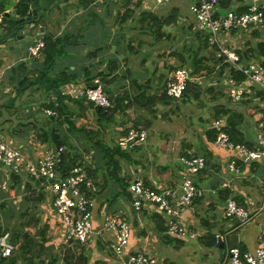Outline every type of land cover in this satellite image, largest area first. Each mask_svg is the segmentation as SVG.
<instances>
[{"label":"crops","instance_id":"0c3cea01","mask_svg":"<svg viewBox=\"0 0 264 264\" xmlns=\"http://www.w3.org/2000/svg\"><path fill=\"white\" fill-rule=\"evenodd\" d=\"M100 1L103 2L104 0ZM108 1L111 2V7H109ZM254 2L264 6V0H255ZM236 3L239 4L237 1ZM70 4L72 5V2ZM95 6H98L96 0L86 10L76 8L77 10L72 16L74 19L69 18L68 23L65 25L54 20L55 24H59V30H56L55 25L53 27L49 23V17L51 16L52 18L53 11L46 14L48 25L45 29L44 37L47 34H53L55 36L70 35L77 42L67 45L64 55L66 57L73 56V52L82 54L79 60L69 57L71 60L64 61L61 56L60 62L55 66L58 71L73 67L71 69L72 72L80 77L79 83H71L68 85H86L84 75H80L82 71L86 72L89 69V76L94 77L97 75L101 76L103 73L109 75L108 70L115 69V72L107 76V78L110 80L109 85L113 89H116L114 88L116 82L124 79L125 74L121 73L123 68H121L118 62L119 55L122 53L114 51L113 45L114 47H121V45L125 44L127 37V46L123 48V50H127V53L123 52V54H127V87H124L125 93L127 92L128 97L133 100L139 94L137 84L146 86L149 83H151V86L146 89L148 95L158 96L160 93H163L169 73L165 76L163 71L160 73V68L163 70L169 69L170 72V68H168L170 67V63L168 60L163 62L165 60L163 53L157 55L161 63L159 61L157 68H155L154 76L156 78L157 74L159 75L156 78L159 84L154 88L152 86L151 74L148 76L147 74L145 75V71H149L146 69L147 59L145 57L138 58L137 54L132 53L134 46L146 48L152 45V41L149 37L143 35L145 31H140L139 41L137 44H133L132 33L134 26L139 22L146 23L147 27L156 28L158 24L153 21L154 18L159 20V24H162V22L169 24L164 18L158 17L156 13L158 11H165L159 13L162 15L168 14V8H171L173 5L171 4L168 7L166 6V8L157 9L154 4L151 10L145 9L146 7L142 8L141 5L142 9L137 10L132 18L127 19V22H123L125 10L120 8L121 6H119L117 0H106L101 4L100 9L94 8ZM67 8L71 7L67 6ZM67 8L62 7L60 11L63 13ZM174 10L178 12L177 9L173 8L170 13H173ZM149 11H152L154 16L148 15ZM222 11L227 12L226 9H222L221 13ZM137 13L140 15L138 18ZM177 15L179 16V12ZM66 16L68 17L67 14H65ZM99 17H102L100 21L98 19ZM179 20L180 18L178 17V22ZM71 23L73 24L70 25ZM116 24H118V28ZM64 28L65 30L63 31ZM140 30L144 29L141 27ZM107 31L118 36V39L114 37L115 40L113 39L112 42H109L112 45H109V43L106 45L102 41ZM39 34L38 29L29 28L24 39L19 40V42L31 41L28 46V49H30L33 42H43V39L36 40ZM19 35H23V33ZM166 35L170 37L160 38L159 35L157 39H172L170 34ZM93 39H95L94 44H96V47L87 49L88 47L86 46L88 43L86 42H92ZM197 39L200 45L205 44V41L199 36ZM262 43H264V33L261 35L259 30L243 29L234 31L226 46L233 47L237 54L240 52L246 56V59L242 58L244 65L254 63L252 60L255 58H262L263 62H261L262 64L259 63V65L264 66V53H262L263 49L260 48ZM0 48L6 51V44L0 46ZM19 48L20 46H18ZM172 48L170 54L176 51V48ZM148 49L141 50L142 54L145 55L148 53ZM208 50L212 55L208 63L210 69H203L199 73L193 74L194 81L192 83L198 84L202 92L201 98L199 100L196 99L198 102L194 107L196 113L191 120L188 116L189 112L190 114L193 112V108L188 110L187 113H183L184 118L178 117L183 122L176 120L175 135L171 137L166 145L159 147L161 154H155L154 150L150 149V146L145 147V144L139 146L137 151L129 153V160L122 161L121 171L115 174L113 170H109L106 165L104 166L105 153H99L95 149L96 145L91 143V141L89 142V138L84 132L71 133L65 125L63 127L59 126L61 131L65 133L66 138L69 139L72 148H79L80 154L81 150L86 152L87 157L80 158L84 165L90 167L92 171H97L96 176H90L88 173L97 189V193L91 195L93 202L92 222L95 234L90 246L84 247L77 242H73L70 245L64 244L66 228L53 206V196L49 184L23 175L17 176L18 179L17 177H11L8 192H4L0 187V240L4 239L13 247L12 256L18 254L20 256L19 261L20 263L23 262V264H52L56 256L59 261L57 264H66L65 260L67 259L71 261V264L80 262L82 259H84L86 264H130V259L134 255L145 253L157 257L159 260L158 264H226L228 250L230 249L229 242L233 234L239 236V242L236 246L240 249L242 248L244 251H254L261 246L264 242V211L260 213V208L262 206L264 207V160L243 162L242 157L237 152L216 147L215 142L212 141L214 134L213 132L209 134L208 131L218 133L214 129V124L217 120L222 121L221 125L225 131L227 126L232 124L238 133L234 141L245 144L251 149H256L258 134L262 131L264 132V90L256 86H250L245 82V78H237L235 73H231L234 71L233 68H227L228 70L221 75V69L223 67L226 68L227 64L223 60L221 63H218L217 50L210 44L208 45ZM8 54L10 55V53ZM203 55H207L206 51L200 54V56ZM13 58L15 57L13 56ZM32 58V61L26 62L30 58L26 60L24 57H21L18 59L20 61L18 63L25 62L28 66H31L32 62L35 65L36 61L40 63L43 61L42 55ZM15 62L13 65L7 64L5 68L7 71L8 69L10 70L9 80L12 75V68L18 65ZM91 64L92 66H89ZM3 70L0 67V71L4 73ZM191 71L193 73V68ZM138 74H142V76L136 77ZM230 76H234L242 83L241 87L244 95L241 100L237 101L230 95L231 88L228 86ZM101 77H98L96 80L102 79ZM201 77L207 78L205 85L211 95V100L207 101L209 104L204 98L203 86L199 83ZM9 82L12 86L17 84V82L12 84L13 81ZM0 87L3 88L4 85H0ZM149 92L151 93L149 94ZM3 94L5 97L1 96L0 98V109L2 108L1 104L4 105V99L6 98L14 100L27 98L29 95H34L37 98L47 96L45 91L38 90L35 87L30 91L20 94L16 90V92H13L8 97H6L5 92ZM26 94L28 96L25 97ZM78 100L70 97L66 99V104L73 113L72 120L78 121V125L82 128L83 126H89L93 130L99 129V140L106 146H119V139L126 134L124 130L133 127L134 124L136 126V123L138 124V128L148 130V134L157 128H159L160 132V128L162 127L157 122L160 119L158 114L152 121L150 120L152 114L147 117L143 109L135 108V106L128 108L125 113L119 110L114 115L113 120L109 122H100L97 110L94 107L89 109V117L82 115L81 107L73 103V101ZM172 103H168L167 105L171 107L173 106ZM224 110L225 112L230 111V113L227 116H222L224 115ZM57 112L59 114L58 110ZM218 113L220 117L216 116ZM13 115L25 118L23 114H19L18 112L12 114L11 109L7 115L0 112V135L17 148H20L25 153L27 159L36 161L43 155L46 149H57L53 141L44 142L42 140V135L45 132L51 133L53 128L58 130V134L64 142V147L65 143L67 144L66 140L62 138V132H59V128L56 127L57 124L47 125V122L42 119L33 117H27L26 119H29L27 121L25 119L17 120L18 118L12 121ZM231 115H234V118ZM2 116L4 119H2ZM118 116L123 121L117 122L116 118ZM210 118L212 119L211 125L210 122L207 123ZM229 118H232V120L229 121ZM194 119L198 123H207L208 126L194 125ZM149 121L152 122L150 129L147 128ZM170 122L173 125L175 124V120L174 122ZM181 124L186 126L187 129H181L179 127ZM169 125L166 129H171ZM112 126H116L115 130ZM160 134L164 135L165 131ZM190 153L206 158L205 169L192 176L198 189L203 191L204 195L201 198L195 199L192 207L188 208L181 217V222L190 229L193 228L196 236L194 238L190 236L176 238L168 234L165 217H156V215L160 214H154L147 207L141 212L134 210L132 202L128 197V192L127 198L126 194L122 192V181L120 182L119 179L127 178V181L131 180V182L136 179H143L147 184L156 188H171L183 182L187 173L183 170L178 160L181 156L189 155ZM232 159H235L240 167L241 171L238 176L228 170L227 165ZM62 162L63 160L61 164ZM85 166L84 168L87 171V167ZM3 174V172H0V178L3 177ZM117 176L120 178H117ZM226 183H228V187L223 186ZM229 198L236 199L245 208L257 210V214L248 225H235L234 220L225 218L224 209ZM110 215L122 216L128 219L133 227L132 238L126 250V260L124 262L120 259L118 261L117 259L115 260L114 255L112 256L113 253L111 254L110 251V245L116 241V233L102 230L104 219ZM219 238L226 245L224 250L217 248ZM12 239L15 240L12 241ZM30 239H32V242ZM213 240L216 242L214 245L211 244ZM27 242L29 243V248L21 254L18 248L21 245H26Z\"/></svg>","mask_w":264,"mask_h":264},{"label":"built area","instance_id":"2783aa9c","mask_svg":"<svg viewBox=\"0 0 264 264\" xmlns=\"http://www.w3.org/2000/svg\"><path fill=\"white\" fill-rule=\"evenodd\" d=\"M141 2L150 0H140ZM155 8H163L173 0H152ZM223 0H196L190 10L197 21V30L207 42L217 50V58L223 60L234 72H238L245 78L250 86H256L264 90V66L256 63L244 65L242 57L235 52L233 47H228L229 39L237 30H264V6L255 3V0H234L232 9H226L223 15ZM239 2L238 3H236ZM44 48L43 42H38L30 47L31 57L41 55ZM192 71L187 67L177 66L170 72L165 86L166 95L174 101H184L189 84L194 80ZM244 82V83H245ZM241 84L234 76L228 79L231 88L230 95L235 100H241L244 91ZM61 95L65 98L85 99L93 104L94 108L100 107L108 110L114 107L110 96L105 90L104 84L96 80L93 85H67L61 88ZM58 106V103L56 104ZM44 113L51 117H59L56 109L45 108ZM222 121L217 120L214 129L218 131L215 145L219 149L237 152L243 162L264 160V132L258 134L257 148L251 149L245 144L234 142L230 135L223 130ZM147 131L141 128L131 127L128 132L119 139L118 145L123 150H133L143 146L147 142ZM66 152L62 146L60 149H46L43 155L36 161L27 159L20 148L0 135V178L1 189L9 191V181L13 175L31 177L37 181L49 184L53 196V206L66 228L65 245L73 242L88 247L94 239L91 195L97 193L94 181L81 165L68 169L67 175L61 169L60 155ZM179 164L187 173L182 183L171 188H156L147 184L143 179H136L130 183L128 191L132 195V205L136 212H141L145 207L154 214H160L166 218V228L170 236L194 238L195 232L181 222L182 214L190 207L195 199L203 197V191L198 189L193 175L201 172L206 167V158L190 153L181 156ZM228 170L238 176L240 167L235 159L228 165ZM223 186L228 187V183ZM264 207L260 208V213ZM257 214V210L245 208L236 199L229 198L224 209L226 219H238L240 226L248 225ZM102 230L116 233L115 242L110 245L111 251L125 261L126 250L132 238L133 227L128 219L110 215L104 219ZM102 234V232H100ZM13 254V247L4 239L0 240V258L8 259ZM130 264H158L157 257L150 254L138 253L130 259ZM226 264H264V242L254 251H243L239 247L228 250Z\"/></svg>","mask_w":264,"mask_h":264},{"label":"trees","instance_id":"16d2710c","mask_svg":"<svg viewBox=\"0 0 264 264\" xmlns=\"http://www.w3.org/2000/svg\"><path fill=\"white\" fill-rule=\"evenodd\" d=\"M79 4H77L75 7L78 9H88L92 5V3L95 2V0H78ZM139 1V2H137ZM234 0H223V8L224 9H230L232 8V3ZM55 3V7L58 6L57 0H55L51 5ZM117 3L120 8L125 10L123 14V22H127L128 18H132L136 10H139L141 8L142 2L140 0H117ZM7 6H9L7 8ZM35 8L38 12L40 13V19L42 18H47V13H49L51 10L47 7H45L42 4V0H0V16L3 15L5 12H9L11 10H16L17 14L21 16L22 18L29 16V12L31 8ZM51 7V6H50ZM58 8V7H57ZM178 12L176 10L173 11V14L170 16L168 23L170 20H173V22L178 20ZM144 16V15H143ZM156 24H159V20L157 18H154L153 20ZM34 23V22H31ZM28 24V23H27ZM201 39L203 36L201 34L198 35ZM164 37H170L167 36L165 33H160V38ZM205 44H203V47L196 52V50L192 51V55L189 58H186L183 53L176 51V52H171V55L176 57L180 61V65L185 67L186 65L190 64V67L193 68V73L196 74L199 73L203 69H210L209 62L211 60V54L210 51L208 50V42L207 40H204ZM44 42V48L41 50V55L43 57V61L40 63L36 61L35 65L31 64V66H28L27 63L23 62L18 64L16 67L12 68V75L10 78V81L17 82V87L19 88V92L25 91L26 89L30 88H37L38 90L41 89L47 93L46 96V104L45 108H53L57 109L59 111V117L53 118V122L57 121L56 127L59 128V132L61 131L60 127H67V129L71 133L75 132H80V133H85L88 138L89 142L95 144V149L98 150L100 153H105L104 158V166L106 165L109 170H113L115 174H117L119 171H121V164L122 161H127L130 159V154L131 152L137 151L138 147H135L131 151H123L119 146L115 147H110L106 146L101 140H99V129L93 130L92 128L83 126L80 127L78 125V121L72 120L73 113L70 111L68 108V105L66 104V99L61 95V88L63 86H66L71 83H79L80 77L78 75H75L71 68H67L66 70L63 71H55V66L56 62L59 57L63 56L65 54V47L69 44H75L77 41H75V38L64 34L62 36H55L53 34H47L43 38ZM262 50V53H264V43L261 44L260 46ZM201 50L206 51L207 55L206 56H200ZM243 59H246L245 55H242L240 52H238ZM249 56V54H248ZM191 61H190V60ZM189 60V61H188ZM222 60L218 59V63H221ZM182 63V64H181ZM176 66L170 67V69L174 70ZM229 66L227 65L226 68L223 67L221 69L220 74H224L228 69ZM210 71V70H209ZM110 73L109 75L103 73L101 77L99 75L90 77V70L88 69L85 72L84 75V81L86 85L91 86L94 84V81L98 78L101 77V82L105 86V90L107 94H110V99L114 105L113 108L107 110V114H105L106 110H101L100 112L97 111L98 119L100 122H109L113 120L114 115L118 113L120 110L121 112H126V110L130 107L135 106V108H141L144 111L148 110L150 114H152L153 118L155 119L156 114L159 113V110L157 109V106L159 103L167 105L168 103L174 102L173 99L169 98L166 93H165V86L167 84V81L165 82L164 86V92L160 93L158 96H150L148 95V89L151 86V83L147 84L146 86L138 85V90L139 94L133 98V100L128 97L127 92L123 95L117 94L115 96V93L113 94L110 91H107V86L109 85L110 80H108L107 76H110L115 72V69H110L108 70ZM231 72V71H230ZM232 74L235 73L237 78H244L241 74L238 72H231ZM86 76V77H85ZM114 79V78H112ZM16 87V86H15ZM200 86L198 84H193L190 83L189 87L186 91L185 98L187 100H184L183 102H188L192 98L199 100L201 98L202 92L200 90ZM18 92V93H19ZM19 93V94H20ZM86 102V105H85ZM128 102V103H127ZM56 103H59L58 106H56ZM73 103L78 104L81 107V113L82 115H85V117L90 116L89 109L94 107L93 104L90 102L86 101L85 99H79L78 101H73ZM230 111L225 112L224 110V115L222 116H227ZM95 114V113H94ZM217 117L219 116V113L216 114ZM232 118H234V115H231ZM232 118H229V121L232 120ZM55 124V123H54ZM60 126V127H59ZM138 124L136 123V126L134 124L133 127H137ZM152 126V122L149 121V124L147 125V128L150 129ZM129 128L127 130H124V133H127ZM148 133V130H146ZM213 132L214 138L212 139L213 142L216 140L217 134L214 131H208L209 134ZM226 132L230 135L231 139L234 141L236 138L237 129L231 124L227 126ZM125 135V134H124ZM42 140L44 142L49 141L51 142V133L50 132H45L42 135ZM235 142V141H234ZM237 143V142H236ZM66 150H68V145L65 143ZM72 148V145L70 146ZM187 156V155H186ZM82 153H78L75 155H71L68 151L64 152V158L63 162L61 164V169H63V174L67 175L68 169H71L72 167L76 165H81L85 166L83 161L80 159L82 158ZM87 167V166H85ZM118 169V170H117ZM87 171L90 174V176H96L97 171H92L90 170V167H87ZM12 177H17L13 175ZM117 178H120L117 176ZM18 179V177H17ZM114 180V178H113ZM119 181H122L121 188L122 192L126 194L127 198V192H128V197L130 198L132 202V195L128 191L131 180L127 181V178H120ZM158 218H163L164 216L156 215ZM165 232V231H164ZM15 239H12V241ZM211 244L214 245L216 244L215 240L211 241ZM29 248V243L27 242L26 245H21L18 248V251L20 250L21 254L23 252H26ZM242 249V248H241ZM243 250V249H242ZM244 251V250H243ZM20 256L18 254H14L11 258L8 259H3L0 258V264H23L20 263L19 261ZM59 263L57 256L54 258L52 264H57ZM66 264H71V261L69 259L65 260ZM75 264H86L84 259H82L80 262H77Z\"/></svg>","mask_w":264,"mask_h":264},{"label":"rangeland","instance_id":"374dc122","mask_svg":"<svg viewBox=\"0 0 264 264\" xmlns=\"http://www.w3.org/2000/svg\"><path fill=\"white\" fill-rule=\"evenodd\" d=\"M54 1L55 0H42V4L46 8L48 7L51 11H53L52 12V14H53L52 18H51V16L49 17V23H50V25H53V27L55 25L56 30H59V28H58L59 24H55L54 20L58 21L60 23H63L65 25V24L68 23L69 18L70 19H72V18L74 19V17H72V16L75 14V11L77 10L75 6L77 4H79V1L78 0H57L58 6H56V7H55V3L53 4V6L51 5V3H53ZM96 1H97V5L98 6H95L94 8L100 9L101 4H103V2H105L106 0H104L103 2H101L100 0H96ZM70 2H72V5L70 4ZM108 3H109V7H111L112 6L111 2L108 1ZM153 3L154 2L152 0L144 1V2H142V8L146 7L145 9L151 10V8L154 7ZM194 3H196V0H174L171 3L173 6L171 8H168L169 9L168 14H165V15L160 14V13H163L165 11H158L156 13V15L158 17L164 18V20H166L168 22L170 16L173 14L172 12L170 13V11L173 8H175L179 12V18H180L179 22H178V20L175 21V22H173V20H170L169 24L162 22V24H158L156 26V28L147 27L146 23H142V22H139L138 24H136L134 26V31L132 33L133 44H137V42L139 41V35H140L139 32L140 31H142V32L145 31V32H143V35H146L145 37H149L150 40L152 41V45L149 46V47H146V48H149V49H148V53H146L145 55L142 54L141 50H145L146 48H143V47H140V46H138V47L134 46L133 47L134 49L132 50V53L137 54L138 58H144L145 57L147 59V67L146 66L145 67L149 71H145L144 70L146 72V73L145 72L144 73H145V75L147 74V76L151 74L152 86L154 88H156L158 86V84H159V82L156 81V78H158L159 75L157 74L156 78L154 76V73L156 71L155 68H157V63L159 61L161 63L160 58H158V56H157L158 54H161V53L164 54V57H165L164 59L165 60L163 62H166L168 60V62L170 63V65H169L170 67H172L173 65L174 66H176V65L177 66H181L179 60L176 57H173L170 54V51H171L172 47L176 48V51H179V52L183 53L186 58L191 57V55H192L191 51L192 50H200L203 47V45L199 44V41L197 39V37L199 35V32L197 30V21H196L195 16L191 13V10H190L191 6ZM67 6H70L71 8H67ZM8 7L9 6H7V8ZM62 7L67 8V9L64 10L63 13L60 11V9ZM164 8H166V7H164ZM38 13L40 14L42 12L40 11ZM225 13H226V11H222L221 14L224 15ZM65 14H67L68 17L67 16L65 17ZM148 15H153L154 16L152 11H149ZM139 16L140 15H138V13H137V18ZM44 19L47 21L46 18H44ZM98 19L100 21L102 19V17H99ZM72 24L73 23H71L70 25H72ZM47 25H48V21H47ZM2 26H3V24H0V39H1L0 44H3V43L6 44L7 49L5 51V50H1V48H0V65H1L0 67H1V69H4L3 70L4 73L2 71H0V73H2L1 76H0V79H1V84L0 85H2V86L4 85L3 88L0 87V98H1V96H4L3 92L6 93L5 94V95H7L6 97L12 95L13 92H16V90L19 92V88L17 87V84L15 85L14 81L12 82V84H14L16 86L15 87L14 85L12 86L10 84V82H9L10 81L9 80V75H10L9 71L10 70L8 69V71H7L5 69L7 67V64L13 65L15 61H16L15 63H18V62H20L18 59H20L21 57H24L26 60H28L30 58L29 61H26V62H30V61H32L31 59H33L30 56L29 49H28V46L30 45L29 43L31 41L28 42V40H26L27 39L26 38L25 42H28V43H25L24 41L19 42V40L15 41L13 43H5V41H6V39H5L6 36L5 35L6 34L4 33ZM116 26L118 28V24H116ZM141 27L144 30H140ZM65 28L63 29V31L65 30ZM28 29L29 28H25V31L28 30ZM156 31H158V32H156ZM259 31L261 32V35H263L264 30H259ZM161 32H165L166 34H170L172 39L171 40L170 39H163V40L159 39L158 40L157 37L160 35ZM114 37L118 39V36H116L114 33L111 34L110 32L107 31L104 34V37L102 38V41H104L106 43V45H107V43L112 42L113 39L115 40ZM202 39L205 40L204 38H202ZM94 42H95V39H93L92 42H86V43H88L87 46H86V47H88L87 49H91L93 47H96L95 46L96 44H94ZM35 44H36V42H33L31 45L33 46ZM88 45H90V46H88ZM109 45H112V43H109ZM18 46H20L19 49H18ZM124 46H127V37H126L125 44L121 45V47H119V46L114 47V45H113V48H114V51H116L118 53H122L121 55H119V59H118L119 61L118 62L120 64L121 68H123L121 73L125 74L124 75L125 78L124 79H120V80H118L116 82V84L114 86V88H116V89H113V87L110 86V85L107 86V91H110L112 93L121 94V95L125 94L124 87H127V70H126V68H127V54H123V52L127 53V50H123ZM198 47H199V49H198ZM176 51H174V52H176ZM8 53H10V55ZM17 53H19L18 54L19 56L17 55ZM201 53H205V51L202 50ZM12 55L15 58H13ZM72 55L73 56L70 55L69 57L72 58V59H75V60L76 59L79 60L80 57L82 56V54L76 53V52H73ZM9 56H11V57H9ZM69 57H66L64 55L61 58H63L64 61H68V60H71ZM2 58H4V60H2ZM61 58L60 57L58 58V60L56 62V65L60 62ZM157 59H159V60L157 61ZM132 60H133V57H132ZM252 62L257 63V64H259V63L262 64L261 62H263V59L262 58H255V59L252 60ZM93 63H95V61H93ZM18 64H20V63H18ZM89 66H92V64L89 65ZM170 67H168V68H170ZM185 67H187L189 70L192 69V68L190 69V64H188ZM72 68L73 67H71V69ZM54 69H55V71H58L57 67H55ZM162 71H163V74L166 76L168 73L170 75L171 69H170V72H169V69L168 70L167 69L163 70L162 68H160V73ZM80 75H85V72L82 71L80 73ZM140 75L142 76V74H138L136 77H138ZM169 75H168V77H169ZM118 77H116V78H118ZM206 79L207 78L201 77V80H200L199 83L203 86V95H204V98H205V100L207 102L208 100H211V97H210L211 95L209 94V92H208V90L206 88V85H205ZM167 80H168V78H167ZM5 85H6V87H5ZM32 89L33 88H30V90H32ZM30 90L26 89L25 91H21V93H24V92H27V91H30ZM150 93L151 92H149V94ZM108 95L110 96V94H108ZM26 96H28V94H26L25 97ZM45 97L46 96L37 98L34 95H29V97L23 98V99L18 98V99L12 100V99L6 98V99H4V105L1 104L2 108L0 109V112H2L4 115H7L9 113V110L11 109V113L12 114H16L18 112L19 114H23L24 117H25V118H22L21 116L13 115L12 121H15L17 118H18L17 120H24L25 119L27 121V120H29V119H26L27 117L28 118L29 117H33V118H36V119H39V118L42 119L43 121L47 122V125L48 124H53V123L57 124V121L53 122V120H51V118L46 116L45 113H44L45 104H46V98ZM207 103L209 104V102H207ZM172 104H173V106H171V107L168 106V105H165V104H161V103L158 104L157 109H159L158 116H160V119L157 122H159L158 123L159 126L162 125V127L160 128V132H159V128H157L154 131L150 132L149 134L147 133L148 138H147V142L145 144V147L146 146H150V149H153L155 154H157V153L161 154V150L159 149V147L166 145L167 142L171 139V137H173L175 135L176 120L177 121L178 120L182 121V119H178V117L184 118V114L183 113L184 112L187 113L188 110L193 108V112L191 114L189 112V116H188L190 120L193 118V115L196 113L194 107L198 104V102H197L196 99L192 98L190 101L185 102V103L183 101H174ZM177 105H178V107H177ZM33 110H34V112H33ZM144 114L147 117L151 115L148 110H145ZM2 119H4L3 116H2ZM153 119H154L153 116H151L150 120L153 121ZM116 120H117V122L123 121L122 118H120V116H118L116 118ZM174 120H175V124L173 125V124H171L170 121L174 122ZM209 122H210V125H211V123H212V119L211 118L208 120L207 123H209ZM207 123H198L194 119V125H200V126H203V127H207L208 126ZM168 125H169V127L171 129H166V127ZM179 127H181V129H183V130L187 129V127L182 125V124H181V126L179 125ZM112 128H114V130H115L116 126L115 127L112 126ZM163 131H165V134L161 135L160 133L163 132ZM114 133H115V131H114ZM61 135H62V138L64 140H66L67 145H68V151H69V153L71 155H75V154L80 153L79 148H71L70 147V141H69V139L66 138V135H65L64 132H62ZM81 153H82L83 158L87 157L86 152H83L81 150ZM191 229L193 230V228H191ZM111 254H112V256L114 255L113 257H115V260L116 259H117V261L119 260L118 257L114 254L113 251H111Z\"/></svg>","mask_w":264,"mask_h":264},{"label":"water","instance_id":"95a60500","mask_svg":"<svg viewBox=\"0 0 264 264\" xmlns=\"http://www.w3.org/2000/svg\"><path fill=\"white\" fill-rule=\"evenodd\" d=\"M29 15L30 16H28L27 18H22V17L18 16L16 10H11V11L5 12L3 14L2 18L0 19V24H6L8 21H11V22H14L16 25L19 26L20 24H24V23L30 22L33 19L31 12H29ZM46 27H47V21L45 19H42L41 20V24H40V28L38 29L40 34L38 35V37L36 39L37 41L43 39ZM30 28L32 29L33 27H30ZM25 36H26L25 33H23V35H19L18 36L17 32L14 31L11 34L10 42L13 39L22 40V39H24ZM95 110L100 112L102 109L100 107H98ZM105 114H107V111H105ZM51 136H52V141L54 142L57 150L60 149L62 146H64V142L61 140L57 129H55V128L52 129ZM60 158H61V161H62L63 160V154L60 155ZM234 224L235 225L238 224V219L237 218L234 219ZM220 240H221V238H219V242L217 243V248L219 250H224L226 245H225V243L221 242L222 240L221 241ZM30 241L32 242V239H30ZM238 242H239V236L236 235V234H233L231 236V239H230V242H229V248H234L238 244Z\"/></svg>","mask_w":264,"mask_h":264},{"label":"flooded vegetation","instance_id":"af4514ba","mask_svg":"<svg viewBox=\"0 0 264 264\" xmlns=\"http://www.w3.org/2000/svg\"><path fill=\"white\" fill-rule=\"evenodd\" d=\"M30 12L32 13V20L30 22H27V23H24V24H20L19 26L16 25L14 22H11V21H8L6 24H3V31L4 33L6 34V41L5 43H13L16 41V39H13L11 42H10V38H11V34L16 31L18 36L19 34H22V33H25L27 34V30L25 31V27H33L32 29H39L40 28V24H41V20L42 18L40 19V14L38 13V11L33 7L31 8ZM3 15L0 16V19L2 18ZM19 16V15H18ZM30 16V15H29ZM21 17V16H19ZM28 17V16H27ZM27 17H24V18H27ZM44 19V18H43ZM31 22H34V23H31ZM0 42H1V39H0ZM5 44H2L0 46H3Z\"/></svg>","mask_w":264,"mask_h":264}]
</instances>
